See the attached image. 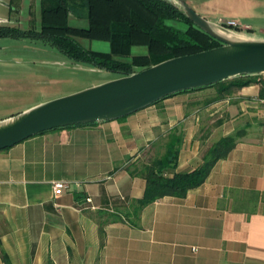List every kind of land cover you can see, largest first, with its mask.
<instances>
[{
	"label": "crops",
	"instance_id": "obj_1",
	"mask_svg": "<svg viewBox=\"0 0 264 264\" xmlns=\"http://www.w3.org/2000/svg\"><path fill=\"white\" fill-rule=\"evenodd\" d=\"M263 86L262 74L220 99L212 87L178 92L0 149V246L9 264H264ZM247 116L256 131L200 185L137 207L144 179L128 168L160 155L175 133L181 142L168 174L190 171ZM58 181L68 188L54 194Z\"/></svg>",
	"mask_w": 264,
	"mask_h": 264
},
{
	"label": "trees",
	"instance_id": "obj_2",
	"mask_svg": "<svg viewBox=\"0 0 264 264\" xmlns=\"http://www.w3.org/2000/svg\"><path fill=\"white\" fill-rule=\"evenodd\" d=\"M39 6L37 28L21 30L0 25V36L38 39L50 44L71 61L86 62L94 68L119 75H127L169 57L220 44L162 0H39ZM69 17L84 19L86 24L70 25ZM176 23L184 26L179 27ZM78 38L105 41L108 49L98 51L85 48ZM136 45L145 46V53L132 55L130 49ZM260 76H235L196 89L212 87L216 91L213 99H220L237 88L256 82ZM248 125L245 123L208 144L194 169L169 175V171L175 168L181 142L180 134L172 133L162 143L160 155L156 154L145 163L128 168L131 176L144 179L142 195L136 200L137 207L163 196L181 198L189 189L200 185L213 164L225 157L245 135ZM0 259L4 264H9L1 246Z\"/></svg>",
	"mask_w": 264,
	"mask_h": 264
},
{
	"label": "water",
	"instance_id": "obj_3",
	"mask_svg": "<svg viewBox=\"0 0 264 264\" xmlns=\"http://www.w3.org/2000/svg\"><path fill=\"white\" fill-rule=\"evenodd\" d=\"M220 44L39 102L0 119V149L55 128L120 118L174 93L235 76L264 74V38L208 20L184 0H162Z\"/></svg>",
	"mask_w": 264,
	"mask_h": 264
},
{
	"label": "rangeland",
	"instance_id": "obj_4",
	"mask_svg": "<svg viewBox=\"0 0 264 264\" xmlns=\"http://www.w3.org/2000/svg\"><path fill=\"white\" fill-rule=\"evenodd\" d=\"M202 17L217 24L232 20L229 29L246 37L264 38V0H186ZM39 0H0V25L18 29L37 28ZM68 23L85 26L84 19L68 18ZM183 27L182 23H176ZM88 49L106 51L105 41L78 38ZM131 54L145 53V46H132ZM115 72L97 69L89 63L71 61L50 44L38 39L0 36V116L69 94L114 78ZM264 75V74H263ZM248 123L247 133L255 132L257 120L244 117L237 128Z\"/></svg>",
	"mask_w": 264,
	"mask_h": 264
},
{
	"label": "built area",
	"instance_id": "obj_5",
	"mask_svg": "<svg viewBox=\"0 0 264 264\" xmlns=\"http://www.w3.org/2000/svg\"><path fill=\"white\" fill-rule=\"evenodd\" d=\"M224 26L228 28H231V27L235 28V27H238V23L235 21L229 20V21L224 22ZM51 186H52L53 193L58 194L63 189L68 188V183L65 181H58V182H53Z\"/></svg>",
	"mask_w": 264,
	"mask_h": 264
}]
</instances>
